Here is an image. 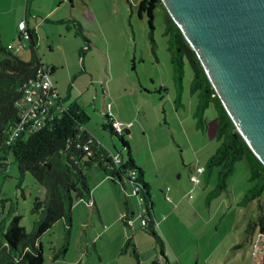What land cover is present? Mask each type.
<instances>
[{"label":"rangeland","instance_id":"1","mask_svg":"<svg viewBox=\"0 0 264 264\" xmlns=\"http://www.w3.org/2000/svg\"><path fill=\"white\" fill-rule=\"evenodd\" d=\"M136 5L137 0H0V43L18 44L12 51L26 59L28 38L19 21L33 27L37 56L55 66L50 73L55 89L60 94L67 89L68 99L83 108L88 116L84 127L92 136L124 154L117 136L101 126L103 102H109L112 116L129 122L122 135L142 168L153 229L162 240L163 255L158 241L140 227L143 208L130 183L116 181L105 191L95 189V208L74 199L68 224L59 218L40 233L41 264H151L152 259L157 264H253L256 249L264 252V237L257 243L255 229L244 239V224L257 211L255 199L238 202L252 184L247 163L236 160L227 188L217 193L211 191L216 167L199 172V181L191 186L189 168L203 164L217 144L214 109L208 105L196 110L185 54L181 52L180 71L171 60L162 3L153 9L151 27ZM61 11L64 18L52 20ZM66 18L79 22V32ZM5 160L0 216L11 203L4 224L18 213V223L28 230L34 217L32 199L43 197L44 190L30 172H19L11 152ZM123 210L128 214L125 224L119 219ZM127 237L137 259L130 245L121 249Z\"/></svg>","mask_w":264,"mask_h":264},{"label":"trees","instance_id":"2","mask_svg":"<svg viewBox=\"0 0 264 264\" xmlns=\"http://www.w3.org/2000/svg\"><path fill=\"white\" fill-rule=\"evenodd\" d=\"M157 3H161L160 0H137L136 12L139 16L142 12L145 13L149 27L152 26L153 9ZM66 19L79 32V22L73 18ZM24 30L28 38V58H20L0 43V52H3L0 56V169L6 163L7 153L11 152L19 172H30L43 187L44 195H35L32 199L30 210L34 217L32 227L28 230L18 223V213H12L4 224L6 214L13 209L11 203L6 214L0 216V264H41L42 246L37 239L40 233L59 218L66 219L68 224L70 205L74 199L91 200L84 174L91 165L102 168L112 181L122 183L125 179L130 183L143 208L139 220L143 218L144 222L140 223V227L158 241L159 252L162 253V240L153 229L152 201L148 184L142 176V168L135 164L128 142L122 135L125 127L118 132L113 130L109 123L111 116L106 111L103 112L104 121L101 126L117 136L124 154L108 149L89 133L84 127L88 116L79 104L67 99V89L63 95L57 92V100L63 102L64 109L55 112L51 118H43L34 128H21L13 133L12 126L18 118L15 100L21 94L23 86L34 77L38 65L48 67V72L54 67L41 62L37 56L33 28L25 26ZM165 31L169 34L171 60L177 69L181 70V52L189 63L192 72L189 90L196 96V110L202 112L208 105L214 109L217 144L202 164V171L206 173L216 167L215 183L211 191L217 193L227 188L228 177L236 160L243 158L247 163L252 184L242 193L238 202L244 205L255 199L256 215L253 219H247L243 227L244 239H248L253 230L264 229V165L234 127L195 52L166 12ZM113 155L118 157L117 161L113 159ZM3 199L5 197H0V206L3 205ZM119 219L122 223H127L125 213L119 215ZM127 245L131 246V253L137 259L135 246L129 237L123 241L121 249ZM150 263L157 264L154 259ZM166 264L170 262L166 261ZM253 264H264V255Z\"/></svg>","mask_w":264,"mask_h":264},{"label":"water","instance_id":"3","mask_svg":"<svg viewBox=\"0 0 264 264\" xmlns=\"http://www.w3.org/2000/svg\"><path fill=\"white\" fill-rule=\"evenodd\" d=\"M160 2L234 127L264 165V0Z\"/></svg>","mask_w":264,"mask_h":264},{"label":"built area","instance_id":"4","mask_svg":"<svg viewBox=\"0 0 264 264\" xmlns=\"http://www.w3.org/2000/svg\"><path fill=\"white\" fill-rule=\"evenodd\" d=\"M19 23L20 28L25 33V25L23 22L19 21ZM5 47L16 50L18 44L12 45L11 43H6ZM57 95V90L51 80L48 67L38 65L35 68L34 77L23 86L21 94L15 100L18 108V118L12 126L13 133H16L21 128H26L28 130L34 128L42 122L43 118H51L55 112L64 109V104L57 100ZM103 106V112L106 111V113L111 116L109 118V123L113 130L118 132L121 128L127 127L128 121L120 120L111 115L109 102H103ZM113 159L117 161L118 157L113 155ZM201 171V165H194L188 170L187 178L191 186L199 181L198 174ZM131 191L133 192V189H131ZM188 195H190V193H188ZM188 195H186V197ZM85 202L89 205L91 204V200H85ZM139 221L143 223L144 219L140 218Z\"/></svg>","mask_w":264,"mask_h":264},{"label":"crops","instance_id":"5","mask_svg":"<svg viewBox=\"0 0 264 264\" xmlns=\"http://www.w3.org/2000/svg\"><path fill=\"white\" fill-rule=\"evenodd\" d=\"M61 0H58V2H60ZM26 2V1H25ZM53 7H51V9H52ZM53 10H55V7L53 8ZM81 10H83V7H81ZM48 11H46V13H47ZM65 15H64V13H63V11H61L58 15H56V17H54V18H52V20L53 19H58V18H63ZM73 16V15H72ZM24 17V16H23ZM74 17V16H73ZM80 19V18H79ZM19 20V19H18ZM24 23H25V26L27 27V28H33V27H28L27 26V23L24 21ZM34 30V29H33ZM20 37V36H19ZM51 65V64H50ZM53 65V64H52ZM54 66V65H53ZM55 67V66H54ZM54 67L52 68V70L50 71V73L54 70ZM60 94V93H59ZM65 94V93H64ZM67 94H69L68 93V90H67ZM60 95H63V94H60ZM67 99H68V96H67ZM68 100H74V98H72V99H68ZM75 101V100H74ZM76 102V101H75ZM77 103V102H76ZM78 104V103H77ZM80 106V105H79ZM112 115V114H111ZM124 131H128V127H125L124 129H123ZM104 146V145H103ZM196 165H201L202 166V164H196ZM202 172V171H201ZM200 172V173H201ZM84 174H85V179H86V183H87V185L89 186V190H90V198H91V201H92V204H90L91 206H93L94 208L96 207L95 206V201H94V199H93V196H94V192H95V189H97L98 187H102V190L103 191H105V190H107V189H110V186L109 185H111V183H115L116 181H112V180H110L107 176H106V174L104 173V171H103V169L102 168H100L99 166H97V165H91V167L89 168V169H87L85 172H84ZM125 179H123V181H122V183H120V182H118V183H120V185L121 186H125ZM168 189V187L167 186H165V188H164V190H167ZM170 189V188H169ZM163 190V191H164ZM174 193H176V191H173ZM164 196H165V194H164ZM169 198H170V196H168ZM83 200V199H82ZM85 201V200H84ZM252 201V200H251ZM153 211V210H152ZM123 213H125L126 214V216H127V219H128V214L123 210L122 211ZM131 214V213H130ZM129 214V215H130ZM154 215V214H153ZM100 217V216H99ZM126 219V220H127ZM133 231H135V229H133ZM256 239H257V242H258V239L260 240V239H262V237H264V229H256ZM131 241V240H130ZM132 242V241H131ZM133 244V243H132ZM134 245V244H133ZM135 246V245H134ZM257 251H256V256H255V259H254V261L253 262H256L257 260H259V259H261V257L264 255V252H262L261 250H260V248H257L256 249ZM137 252V251H136ZM162 255H163V252L161 253ZM165 258V257H164ZM165 260H166V258H165Z\"/></svg>","mask_w":264,"mask_h":264},{"label":"flooded vegetation","instance_id":"6","mask_svg":"<svg viewBox=\"0 0 264 264\" xmlns=\"http://www.w3.org/2000/svg\"><path fill=\"white\" fill-rule=\"evenodd\" d=\"M190 169V168H189Z\"/></svg>","mask_w":264,"mask_h":264}]
</instances>
